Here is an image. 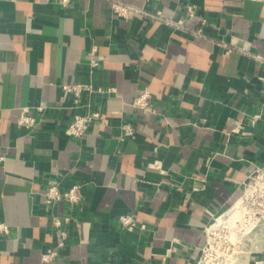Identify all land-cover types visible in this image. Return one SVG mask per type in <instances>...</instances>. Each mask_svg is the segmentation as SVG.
I'll return each mask as SVG.
<instances>
[{
  "label": "crops",
  "instance_id": "obj_1",
  "mask_svg": "<svg viewBox=\"0 0 264 264\" xmlns=\"http://www.w3.org/2000/svg\"><path fill=\"white\" fill-rule=\"evenodd\" d=\"M121 1L184 29L117 17L106 0H0V264H196L207 227L264 165V61L237 50L264 58V0ZM73 82L115 91L77 108L62 90ZM143 90L152 115L131 106ZM22 107L32 132L15 123ZM89 110L100 117L85 135H66ZM53 184L79 186L78 206L45 204ZM123 214L146 230L120 229ZM52 218L67 238L44 262Z\"/></svg>",
  "mask_w": 264,
  "mask_h": 264
},
{
  "label": "built area",
  "instance_id": "obj_2",
  "mask_svg": "<svg viewBox=\"0 0 264 264\" xmlns=\"http://www.w3.org/2000/svg\"><path fill=\"white\" fill-rule=\"evenodd\" d=\"M106 1L109 3L111 12L117 17L127 18L130 12H136L142 14L145 18L149 20H158L165 26H169L175 30L184 29L183 23L177 22L171 18H165L161 15L160 12H157L155 14L149 13L143 10L142 8L134 7L125 2H122L121 0ZM68 2L69 0H58L59 5L61 6H66ZM184 12L187 17H191L194 15V7L190 4H186L184 6ZM193 34L198 37L204 36L202 28H197L193 31ZM237 50L243 54L253 57L256 60L264 61L263 57L258 54L251 53L247 47H239L237 48ZM89 55L93 56L90 60V66H97L98 60L94 57V47L90 50ZM62 90L65 93L73 96L74 104L77 106V108L80 107L79 102L83 94L92 98L94 96H104L112 94L115 91V89L112 87H94L87 84H81L79 82H73L72 84L63 85ZM150 100L151 97L149 92L143 90L132 100L131 106L136 109L141 116L152 115L155 113V111L152 105L150 104ZM34 111L37 114H41L44 111V107L36 106ZM99 117L100 114L97 110H89L84 114H81L76 111L72 115L70 122H68V124L64 128V132L66 135L72 138H82L85 135L89 125L94 121L98 120ZM15 123L19 128H22L27 132H32L39 124L35 114L32 113L28 107L20 108ZM133 132V127L130 123L123 124L121 126V135L119 137V140L121 141L125 138L132 137ZM238 200L240 201L239 206L241 211L236 221L238 220L250 228L258 224L264 226V165L255 168L254 171L248 176V178L243 184V189ZM59 201L65 202L69 206V208L78 206L81 201L79 186L73 185L67 190L62 191L55 184L49 185L45 190L44 203L51 205ZM68 220V217L65 218V221ZM51 222L52 225L58 230L60 239L57 241L56 247L54 249H47L42 254L41 258L44 262H48L57 257L59 249L64 247L67 238L66 231L61 228L60 220L58 218H52ZM116 222L117 226L126 232H143L146 230L145 226L138 224L131 214H123L118 216ZM0 230H2L3 232H7V229L3 224H0ZM213 231H209L208 228L206 229L205 244L208 241V234ZM203 247L201 248V251L203 250ZM257 256L258 257L254 260L253 264H264V254L260 253ZM200 260L201 259L199 256V259L196 264H200Z\"/></svg>",
  "mask_w": 264,
  "mask_h": 264
},
{
  "label": "rangeland",
  "instance_id": "obj_3",
  "mask_svg": "<svg viewBox=\"0 0 264 264\" xmlns=\"http://www.w3.org/2000/svg\"><path fill=\"white\" fill-rule=\"evenodd\" d=\"M235 221L220 224L214 228L215 230L212 229L214 231L208 234V241L200 252V264H253L257 255L264 254V249L249 248L247 241L244 240L246 232L249 230L253 232L255 228ZM263 230L264 228L261 229L262 232ZM232 235L234 239H231ZM244 256H247L246 263Z\"/></svg>",
  "mask_w": 264,
  "mask_h": 264
},
{
  "label": "bare ground",
  "instance_id": "obj_4",
  "mask_svg": "<svg viewBox=\"0 0 264 264\" xmlns=\"http://www.w3.org/2000/svg\"><path fill=\"white\" fill-rule=\"evenodd\" d=\"M239 200H237V202L232 205V207H230L228 209V211L224 214L219 216L218 218H216L207 228L209 231H213L212 229L216 228L218 225L220 224H228V223H233V221L236 220V218H238L239 213L241 211L240 206H239ZM225 217V218H224ZM235 219V220H233ZM254 231L251 232V230H249L248 232H246L247 235H244V240L247 241L248 243V247L249 248H254L256 249H264V232L261 231L262 228H264L263 225L258 224L253 226ZM261 228V229H260ZM215 230V229H214ZM264 231V230H263ZM249 233V234H248ZM231 239L233 238V235L231 237ZM247 246V245H246ZM247 254V253H246ZM247 256H244V262L246 263L247 261Z\"/></svg>",
  "mask_w": 264,
  "mask_h": 264
}]
</instances>
